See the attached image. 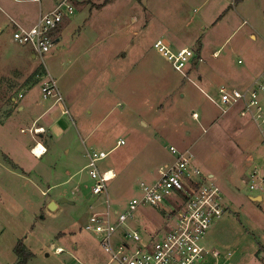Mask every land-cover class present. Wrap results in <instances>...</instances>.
<instances>
[{
    "label": "rangeland",
    "instance_id": "obj_1",
    "mask_svg": "<svg viewBox=\"0 0 264 264\" xmlns=\"http://www.w3.org/2000/svg\"><path fill=\"white\" fill-rule=\"evenodd\" d=\"M96 1L108 4L75 9L60 50L43 65L10 43L0 11V264L19 263L21 242L32 255L27 264H109L99 238L85 230L90 215L106 209V197L92 194L88 152L101 157V173L115 174L107 184L111 213H122L139 183L173 161L170 146L192 152L224 193L227 212L202 241L219 257L200 264H264V202L251 200L264 198V143L236 117L240 107L224 114L205 96L221 85L245 89L264 68V0ZM159 39L202 60L188 75L196 85L154 50ZM44 70L68 114L55 104L54 120L33 125L55 102L42 98L35 74ZM20 93L26 98L13 103ZM28 103L35 108L21 111ZM40 141L47 152L36 159ZM253 182L263 190H251ZM163 219L143 208L131 227L147 220L161 227Z\"/></svg>",
    "mask_w": 264,
    "mask_h": 264
},
{
    "label": "built area",
    "instance_id": "obj_2",
    "mask_svg": "<svg viewBox=\"0 0 264 264\" xmlns=\"http://www.w3.org/2000/svg\"><path fill=\"white\" fill-rule=\"evenodd\" d=\"M72 2H60L52 12L42 14L30 29L17 25L11 42L28 47L34 59L43 65L44 56L57 46L55 34L64 18L74 14ZM153 48L185 77L202 62L192 50H174L165 39L155 41ZM37 79L40 80L42 98L62 105L64 99L57 80L47 70L37 75ZM205 96L224 114L240 107V116L252 122L264 143V73L245 89L221 85L215 97ZM24 97L25 94L20 93L15 103ZM194 117L198 119V114L195 113ZM123 144V141L118 142V145ZM169 151L173 161L159 169L155 180L139 183V195L129 201L127 210L122 213H111L107 184L115 178V174L112 170L101 173L97 167L101 157L88 152L87 167L94 182L92 194L106 197V209L92 213L85 230L99 238L100 246L111 257L110 264H200L207 262L210 255L219 257L217 252L207 250L202 241L212 225L226 213L223 193L214 178L195 165L192 152L180 151L175 146H170ZM255 176L252 178L255 179ZM250 189L263 190V187L253 182ZM143 208L155 209L164 216L161 231L144 236L140 230L130 226L135 214ZM117 236L119 241H115ZM62 252V249H56V253Z\"/></svg>",
    "mask_w": 264,
    "mask_h": 264
},
{
    "label": "crops",
    "instance_id": "obj_3",
    "mask_svg": "<svg viewBox=\"0 0 264 264\" xmlns=\"http://www.w3.org/2000/svg\"><path fill=\"white\" fill-rule=\"evenodd\" d=\"M62 1H64V0H0V11H2V12L4 11L7 14V17L5 16V18H6L5 28H10L9 31L11 32V34H13V32L15 31L17 25L20 27H23L25 29H30L37 24V22H38V20L42 14H47L49 12H52L57 7V5ZM94 1L93 0H73L72 6L74 9V13H75V9H79L81 11H84L85 13L86 12L92 13L93 10H101L105 5L108 4L105 2V4L102 5V3H99L98 1H96V0H94ZM19 6H20V8H18ZM100 6H101V8H100ZM91 9H93V10H91ZM0 14L2 15L1 12H0ZM72 15H74V14H72ZM72 15H67L66 18H64V21H63L62 25L60 26V28L57 30V32L55 34L57 44L60 43V38L62 37V35L66 29V26L70 24L69 16H72ZM0 19H2V17H0ZM63 25H65V26H64V29L61 31ZM0 32L1 33L3 32L2 29L0 30ZM10 43L13 44L11 42V38H10ZM56 49H57V51H59L60 47L56 46V48L53 49L52 51H55ZM52 51L50 53H52ZM30 54H31V51H30ZM30 58L33 59V56ZM263 73H264V68L262 69V71H260V73L251 77L250 79H248L247 83L244 84V87L246 88V87L250 86ZM199 80L201 81L202 78H199ZM236 89H239V88H236ZM25 98H26V96L24 97V99ZM63 99H64V97H63ZM51 101H53V100H51ZM13 103H15V99L13 100ZM19 103H15V104H19ZM55 104H59L62 108L63 113L68 114V110L66 108L67 103H66L65 99H64V102L62 105L60 103L54 102V104H52L51 106H49L48 108H46L45 110L42 111L40 116L33 122V125L34 124L36 125V123L40 122L42 119H45L46 117L48 119H51V121L54 120L55 116H56V113H54V110L56 107ZM26 107H28L29 109L35 108L33 106V104L28 103L25 107L20 106V110L23 111V110H25ZM229 113H232V110L229 111L227 114H229ZM198 117H199V115H198ZM236 117H238V119H240L242 122H245L244 123L245 125L250 124L253 126V124L250 120H244L245 118H242L240 115L236 116ZM42 128H45V127L42 126ZM40 138H43V137L41 136ZM38 144H42V142L40 141V142H38ZM38 144H37V146H38ZM117 147H118V143H117ZM45 150L47 152L46 147H45ZM31 154L36 159H40L44 155V154L41 156H39V154L35 155L33 151ZM256 154H258V153H256ZM251 158L254 159V155ZM251 160H250V162H251ZM195 165L197 167H199L196 163H195ZM0 167H1V164H0ZM205 174H207V173H205ZM207 175H209L210 177H213L215 180L214 175H212V174H207ZM255 175H256V173H255ZM223 197H224V193H223ZM251 200L252 201L260 200L262 203L264 202V198L262 196L252 197ZM145 223L146 224H144L141 228L139 227L138 230H140L144 236H149V235L154 234L155 232L161 231L163 229L165 220L163 219V221L161 222L162 223L161 227H157L156 224H153V221H150V223H149V221L147 220ZM148 225H150V226H148ZM130 226H131V224H130ZM122 233H123V231L121 230L120 234H122ZM118 241H119V238H118ZM58 249H62V248H58ZM109 264H110V262H109Z\"/></svg>",
    "mask_w": 264,
    "mask_h": 264
},
{
    "label": "trees",
    "instance_id": "obj_4",
    "mask_svg": "<svg viewBox=\"0 0 264 264\" xmlns=\"http://www.w3.org/2000/svg\"><path fill=\"white\" fill-rule=\"evenodd\" d=\"M141 1V0H140ZM103 7V6H102ZM101 8V6H100ZM44 73V72H43ZM38 74V73H37ZM37 74H35V76H37ZM38 83V81H37ZM16 254L19 257L20 261L18 264H27L28 261L30 260V258L32 257L31 254H27L26 250H25V246L24 244L21 242L17 245L16 247Z\"/></svg>",
    "mask_w": 264,
    "mask_h": 264
},
{
    "label": "bare ground",
    "instance_id": "obj_5",
    "mask_svg": "<svg viewBox=\"0 0 264 264\" xmlns=\"http://www.w3.org/2000/svg\"><path fill=\"white\" fill-rule=\"evenodd\" d=\"M39 131L41 132L42 130L40 129ZM35 149H36L35 151L36 154H40V155H42L46 151L45 147L42 144H38V146Z\"/></svg>",
    "mask_w": 264,
    "mask_h": 264
},
{
    "label": "water",
    "instance_id": "obj_6",
    "mask_svg": "<svg viewBox=\"0 0 264 264\" xmlns=\"http://www.w3.org/2000/svg\"><path fill=\"white\" fill-rule=\"evenodd\" d=\"M33 59H34V57H33ZM50 207H51V210H54L56 208V204L54 202H52Z\"/></svg>",
    "mask_w": 264,
    "mask_h": 264
}]
</instances>
